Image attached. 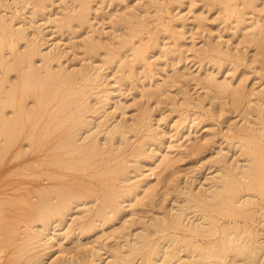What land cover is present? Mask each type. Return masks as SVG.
Returning <instances> with one entry per match:
<instances>
[{"label": "bare ground", "instance_id": "obj_1", "mask_svg": "<svg viewBox=\"0 0 264 264\" xmlns=\"http://www.w3.org/2000/svg\"><path fill=\"white\" fill-rule=\"evenodd\" d=\"M56 1L0 0V157L21 138H26L30 146L48 144L52 134L59 132L55 148L63 150L62 156L70 155L64 158L65 167L82 171L102 162V170H93L91 176L104 181L106 187L95 207L88 204L92 190L90 193L84 189L88 185L83 179L74 178L67 186L41 192L30 214L38 223H29L18 243L21 264H264V212L257 229L243 228L236 220L227 225L220 222V216L251 217L249 208L256 204L254 192L264 197V82L246 90L230 77L220 78L209 67L189 72L198 90L212 94L209 98L214 100L215 109H222L230 101L243 110L244 122L241 126L236 123L234 128L244 133L237 146L239 154L232 160L220 154L214 159L216 165L199 171L196 178L186 175L178 192L179 204L160 217H152L141 231L130 233L133 239L124 237L125 231L117 234L113 226L132 213L125 210V203L131 211L138 212L146 199L155 197L157 181L161 182L167 171L174 175L177 159L173 152L185 155L200 151L207 139L194 123L186 125L188 115L181 113L177 129L170 135L169 145H165L162 132L154 128L150 119V109H143L131 120L127 118L120 78L115 77L112 84L110 81L114 73L109 68L114 64L123 71L134 69L137 63L151 67L146 53L161 45L158 30H149L151 23L177 38L172 6L149 0L150 5L140 7V12L132 10L120 15L109 43L103 41L101 31L92 28L94 35L82 45L93 56L106 48V60L77 67L76 63L64 62L78 44L62 38L63 28L74 30V22L80 26L89 24L92 5L90 0H60L65 12L57 16L46 11ZM211 1L220 5L226 19L243 29L246 42L256 45L254 60H258L264 53V20L248 22L247 16L249 11L259 13L255 0ZM41 14L44 23L50 25L44 37L37 24ZM196 17L202 21L201 16ZM121 28L126 29L125 33ZM58 30L61 35H56ZM223 43L208 41L201 56L218 53L231 57V45L224 48ZM178 76L168 74L162 80L151 77L144 82L142 92L159 98L168 86L180 80ZM181 94L189 105V91L181 90ZM251 95H256L257 100L253 101ZM252 113L255 120L247 123ZM139 132L142 135L132 141L131 133ZM128 146L129 154L124 157ZM22 149L19 155L25 153ZM145 168L151 172L145 173ZM197 179L201 184L198 189ZM74 208L83 214L76 215ZM67 219L69 226H64ZM76 228L81 235L87 233L88 238L102 232L123 239V243L115 247L101 242L90 246L75 243ZM103 251L112 260H106Z\"/></svg>", "mask_w": 264, "mask_h": 264}, {"label": "rangeland", "instance_id": "obj_2", "mask_svg": "<svg viewBox=\"0 0 264 264\" xmlns=\"http://www.w3.org/2000/svg\"><path fill=\"white\" fill-rule=\"evenodd\" d=\"M161 1L172 6L176 30L174 36L177 38L169 37L160 27H157L156 23H151L149 30H158L161 36V45L153 46L146 53L149 56L148 60L151 67L143 63H137L134 69L123 71L119 69L118 65L114 64L109 68L114 73L110 81L112 84L115 82V77L120 78L119 90L123 94L122 97L127 101L125 114L127 118L131 120L143 109H150V119L153 120L154 128L162 132L165 145H169L170 135L177 129L181 113L188 115L189 121L185 124L194 123L195 127L200 129L199 134L206 136L207 139L200 151H189L185 155L178 154L177 151L173 152L177 161L179 160L176 161L177 166L173 170L175 171L174 175L171 176L172 171L170 173L167 171L164 174L166 177L161 182L157 181L158 188L155 197L152 200L146 199L140 210L137 207L138 212L131 211L130 206L127 205L128 203H125V210L132 213L119 220L113 228L117 234L124 230L125 233H122L124 237L131 239H133V235H130V233L141 231L143 226L151 221L152 217H160L167 211H172L173 206L179 204L178 192L185 184L186 175H189V177L197 176L200 173L199 171L206 169L210 164H215L214 159L220 154L230 156L229 160L239 154L237 146L244 133L237 132V129L234 128H236V123L241 126L244 122L242 119L245 115L243 110L234 107L230 101L225 102L222 109L220 106L215 109L213 107L214 100L209 98L212 94H206L202 88L198 90L196 82L189 72L194 71L196 73L199 69L209 67L220 78L230 77L236 84H242L246 90H252L258 84L264 82V53L258 60H254V54L257 52L256 45L244 40L243 29L237 28L234 22L226 19L218 3L211 0ZM90 2L92 14L89 24L80 26L77 22H74V30L63 28L62 38L67 43L78 44L74 53H69V56L64 57V62L67 64L69 62L76 63L77 67L90 62L100 64L106 60V48L101 49L100 55L93 56L82 45L85 39L90 35H94L91 31L92 28L98 32L101 31L103 41L109 43V35L112 33L114 23L120 15L132 10L140 12V7L150 5L149 0H90ZM254 6L259 13L249 11L247 14L248 22L256 18L263 21L264 0H255ZM63 8L61 1L57 0L46 11L61 16L65 12ZM197 15L201 16L202 21L196 17ZM37 24L43 29V32L40 33L41 37H44L43 34H48L50 25L44 23V14L40 15ZM29 31H32V29H29ZM121 31L125 33L126 29L121 28ZM60 33L61 31L58 30L56 35H61ZM211 40L224 42V48L231 45L233 55L228 58L218 53H204L201 56V53L206 50L208 41ZM168 74H178L180 80L168 86L166 93L160 95L159 98L147 97L143 94L142 86L147 79L153 77L155 80H162ZM12 77H14V74H12ZM181 90L189 91L192 100L189 105L186 104ZM178 91L179 94L176 95ZM251 97L253 101L257 100L256 95H251ZM95 99V96L91 97L93 102H95ZM245 101L244 98L243 104ZM244 108L248 109L247 106H244ZM119 111L120 109H116L117 113ZM255 117V114L252 113L247 123L254 121ZM159 122L162 124H159ZM231 124L234 126L233 128H230ZM163 127H165V131H163ZM141 135L142 132L134 135L131 133L130 137L132 141H135ZM59 137L60 133L55 132L48 144L38 145L35 143L32 146L28 144L26 138H21L8 154L2 158L0 157V222L2 223L0 230V264H21L23 262L18 243L27 225L38 223V221H32L30 214L34 209V202L37 201L41 192L57 186H67L74 181V178L83 179L88 185L84 189L90 193V190H92L88 204L95 207L100 203L106 183L98 181L91 175L93 170H102L103 163L97 162L95 168L89 167L82 171L66 168L64 158H69L70 155L63 154L62 156L61 152L63 150L55 148V140ZM115 144L118 146L119 141H116ZM20 149L26 150L25 153L19 155L18 151ZM128 154L129 146L124 148L123 156L126 157ZM104 157L107 156L104 155ZM242 162H245V160ZM144 170L145 173L151 172L150 168ZM154 181L156 180L154 179ZM198 182L197 179L195 182L196 189L201 185ZM254 193L257 194L255 197L256 204L249 208V212L252 213L251 217L237 216L230 218L220 216V222L227 225L229 222L234 224L236 220L243 228H259L260 216L264 212V197L257 192ZM94 198L96 199L93 200ZM77 208L73 209L76 215L83 214V212H78L79 209ZM69 222L70 220L67 219L64 226H69ZM100 227L103 228V225H100ZM79 231V228L73 230L76 236L75 243H87V246L101 242L103 244L109 243V246L115 247L120 246L123 241V239L118 240L102 232H94L88 238L87 233L81 235ZM181 233L183 232L181 231ZM8 237H11V239H8ZM185 253L183 251V257L186 256ZM103 257L108 261L112 260L107 253H104Z\"/></svg>", "mask_w": 264, "mask_h": 264}]
</instances>
